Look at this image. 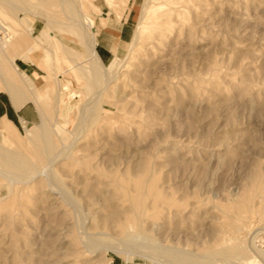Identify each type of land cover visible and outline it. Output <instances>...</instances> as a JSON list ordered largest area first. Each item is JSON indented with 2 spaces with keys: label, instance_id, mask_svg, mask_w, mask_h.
Segmentation results:
<instances>
[{
  "label": "rangeland",
  "instance_id": "374dc122",
  "mask_svg": "<svg viewBox=\"0 0 264 264\" xmlns=\"http://www.w3.org/2000/svg\"><path fill=\"white\" fill-rule=\"evenodd\" d=\"M39 1L1 11L0 37L28 39L2 47L38 89L51 83L45 103L26 102L25 125L45 108L58 158L8 118L23 147L0 144L37 169L0 177V264H179L180 253L238 264L226 247L264 252V0H179L134 50L145 0H87L97 39L130 18L118 50L101 47L110 72L123 66L95 95L82 41Z\"/></svg>",
  "mask_w": 264,
  "mask_h": 264
},
{
  "label": "bare ground",
  "instance_id": "6f19581e",
  "mask_svg": "<svg viewBox=\"0 0 264 264\" xmlns=\"http://www.w3.org/2000/svg\"><path fill=\"white\" fill-rule=\"evenodd\" d=\"M30 1L31 0H0V12L3 11L12 14L14 13L15 10H17L20 7V5L22 4L27 5L29 4ZM86 1L87 0H40L38 4L52 11V13H50L51 21H54V23L63 24L66 28L70 27L69 29L71 33L82 41V44L87 50L86 52L88 59L87 58L86 59L90 64L88 72H86V75L89 78L88 83L94 86V88L100 87L94 93L95 95L101 93L103 89L112 80H114V78L116 77V73L119 71L118 69L122 64V61L117 64V67L113 72H110L105 66V64L102 62L96 50L97 37H96V33L93 31L94 29L93 21L89 17L90 15L88 16L85 10H83V5ZM178 1L179 0H161L158 4L159 6H156L157 4H152L154 1L152 2V0H145L139 15L135 32L130 42L131 50H134L139 45H141V42L145 39L146 34H148L151 29H155L158 26H160L159 24L161 22H166L168 20H171L170 18L171 13L174 11L175 4ZM55 8L57 9L55 10ZM60 13L63 14V17L65 18V20H67V22L60 21V19L57 20V18L56 20H54V17H56ZM15 18H18V16L15 15ZM149 22H150L149 26L145 28V25ZM3 43L9 44L12 50H17L20 47L24 49H30L29 41L24 37L17 36L14 39L13 36H9V34H5V33H4V37H0V92L3 91L7 92L11 96L13 103L17 108L22 107L28 101H34L39 106L41 105V102L45 103L46 101L45 98L51 87V83L47 82L46 85L42 87V89L45 90V93L42 92L43 90L41 88L38 89L34 85L31 77L24 70L16 66L15 58L11 57L8 53V50L2 47ZM11 68L16 72V76L18 75L17 78H19L20 82H18L17 79H15L16 76H14L13 74L14 71H12ZM25 86H29V89L31 87L32 92L28 94L25 91ZM66 88H68V86ZM40 117L42 119L41 125L36 126L35 124L33 128H29L25 125L26 137L29 142L37 145H38L37 140L42 141L43 146L41 148L40 154L43 157L45 156V158H47V160L50 162L49 164L51 165L58 158L55 152L52 155V158H49L48 156L51 150L55 146L52 138V129L54 127L53 126L51 127L49 123V118L45 108L42 107L40 108ZM11 126H8L7 131L9 135L16 140L18 147L22 148L23 143H21V139H20L21 135L18 132V130H16L14 127ZM76 131L77 130H75V132ZM31 161L32 160H30V158L23 156L19 150L13 151L0 144V177L1 178L2 177L6 178L7 177L6 174L8 173L22 172L24 170L28 171L29 169H33V170L37 169L33 166V163ZM228 249L226 247L228 253L233 254V256L228 254L227 257H229L230 255V257L233 258L235 255L236 257H234V259L235 258L240 259V263L238 264H241L243 262H244L243 264H246L248 260H253L254 263L252 262V264H264V252H262L259 248H257L254 242H252L251 245H248L246 248L243 247L241 248L239 244H234V245L232 244L231 248ZM222 252L221 254L225 256L226 252H224V249L222 250ZM178 255L175 257L179 264H211V261L209 260H205V259L200 260L194 258L190 259L188 256H187L188 258L184 256H180L181 253Z\"/></svg>",
  "mask_w": 264,
  "mask_h": 264
},
{
  "label": "crops",
  "instance_id": "0c3cea01",
  "mask_svg": "<svg viewBox=\"0 0 264 264\" xmlns=\"http://www.w3.org/2000/svg\"><path fill=\"white\" fill-rule=\"evenodd\" d=\"M128 21H130V18H126L124 21H121L119 26H109V29L105 30V32L102 31V29H99L98 33V39H97V45L96 50L99 54L102 62L103 57L105 56L104 50L101 47H104L106 50H118L122 42H125L128 34ZM103 34H105V37L107 36L109 41L105 42L101 38H103ZM97 37V36H96ZM99 37L100 40L99 41ZM109 47V48H107ZM109 50V51H110ZM104 63V62H103ZM105 64V63H104ZM0 92V139L1 141L4 140H10V135L7 131L8 126L14 127L16 130H18L16 124L8 119L9 117H12L14 120H18L19 122L29 123L31 122V111L26 108V103L22 106L17 108L15 104L13 103V100L11 99V96L7 93ZM19 132V130H18ZM20 133V132H19ZM21 134V133H20Z\"/></svg>",
  "mask_w": 264,
  "mask_h": 264
}]
</instances>
